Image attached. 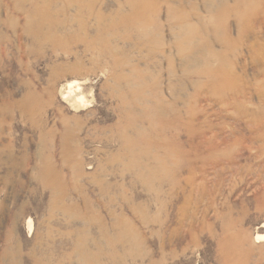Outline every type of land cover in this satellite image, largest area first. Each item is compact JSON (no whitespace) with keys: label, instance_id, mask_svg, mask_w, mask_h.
<instances>
[{"label":"rangeland","instance_id":"obj_1","mask_svg":"<svg viewBox=\"0 0 264 264\" xmlns=\"http://www.w3.org/2000/svg\"><path fill=\"white\" fill-rule=\"evenodd\" d=\"M262 225L264 0H0V264H264Z\"/></svg>","mask_w":264,"mask_h":264},{"label":"bare ground","instance_id":"obj_2","mask_svg":"<svg viewBox=\"0 0 264 264\" xmlns=\"http://www.w3.org/2000/svg\"><path fill=\"white\" fill-rule=\"evenodd\" d=\"M60 94L65 95V101H67L68 104L76 106H84L87 104L86 99L81 93L80 84L76 81L68 82L64 87L62 86ZM30 224L31 222L27 223L28 231L31 229ZM261 228H264V225H262ZM256 239L259 241H264V234L257 235Z\"/></svg>","mask_w":264,"mask_h":264}]
</instances>
